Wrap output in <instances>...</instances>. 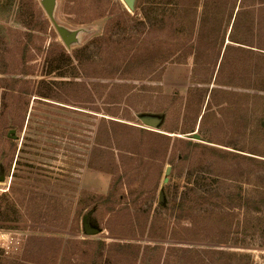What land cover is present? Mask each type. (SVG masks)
Wrapping results in <instances>:
<instances>
[{
    "label": "rangeland",
    "instance_id": "rangeland-1",
    "mask_svg": "<svg viewBox=\"0 0 264 264\" xmlns=\"http://www.w3.org/2000/svg\"><path fill=\"white\" fill-rule=\"evenodd\" d=\"M0 177V264H264V0H0Z\"/></svg>",
    "mask_w": 264,
    "mask_h": 264
},
{
    "label": "crops",
    "instance_id": "crops-1",
    "mask_svg": "<svg viewBox=\"0 0 264 264\" xmlns=\"http://www.w3.org/2000/svg\"><path fill=\"white\" fill-rule=\"evenodd\" d=\"M173 70H171V69H167L166 71H165V74H164V79H163V87H164V89H165V91H168L169 89H173V88H180L181 86H182V80H180V82L178 83L177 81H179V80H177V79H172V75H173ZM179 72V70H175V73H176V75H177V73ZM182 73H184V72H182Z\"/></svg>",
    "mask_w": 264,
    "mask_h": 264
},
{
    "label": "water",
    "instance_id": "water-1",
    "mask_svg": "<svg viewBox=\"0 0 264 264\" xmlns=\"http://www.w3.org/2000/svg\"><path fill=\"white\" fill-rule=\"evenodd\" d=\"M51 10H52V5L51 4H48L47 5V11L48 12H51ZM192 136H193V139L198 140V141H201V136L197 132L193 133ZM169 172H170V168L167 169L166 174L168 175ZM3 180H4V177H0V181H3ZM167 180L168 179H165V182H167Z\"/></svg>",
    "mask_w": 264,
    "mask_h": 264
},
{
    "label": "clouds",
    "instance_id": "clouds-1",
    "mask_svg": "<svg viewBox=\"0 0 264 264\" xmlns=\"http://www.w3.org/2000/svg\"><path fill=\"white\" fill-rule=\"evenodd\" d=\"M0 239H3L6 241L8 239V237L6 235H4V236L0 237Z\"/></svg>",
    "mask_w": 264,
    "mask_h": 264
},
{
    "label": "trees",
    "instance_id": "trees-1",
    "mask_svg": "<svg viewBox=\"0 0 264 264\" xmlns=\"http://www.w3.org/2000/svg\"><path fill=\"white\" fill-rule=\"evenodd\" d=\"M12 206L14 205V207H16L17 206V203L16 202H14V201H12ZM86 243H91V242H86Z\"/></svg>",
    "mask_w": 264,
    "mask_h": 264
}]
</instances>
